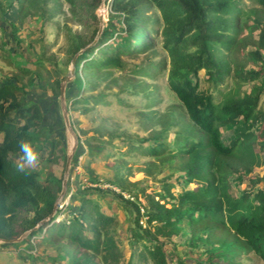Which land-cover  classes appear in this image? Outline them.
Wrapping results in <instances>:
<instances>
[{"label": "trees", "instance_id": "1", "mask_svg": "<svg viewBox=\"0 0 264 264\" xmlns=\"http://www.w3.org/2000/svg\"><path fill=\"white\" fill-rule=\"evenodd\" d=\"M65 1L79 15L78 22L86 18L93 26L87 42L66 34L74 56L97 34L95 11L101 0ZM253 1L256 7L247 10L242 0H105L110 8L106 24L75 62L74 87L79 89L83 72L87 94L76 95L72 106L84 105L82 112L87 113L107 103L103 87L118 80L111 79L112 68L125 73L130 83L121 92L135 96L141 88L153 102L159 86L144 77H164L177 101L164 112L142 110L135 136L123 131L91 138L96 145L87 150L88 156H115L114 173L104 181L119 189L108 191L126 213V232L120 231L117 213L102 208L107 189L94 184L90 191L78 189L68 204L63 199L62 208L22 240L1 243L0 252L32 247L33 239L44 247L68 245L66 264H264V185H258L264 178L251 175L254 165L239 168L233 160L253 137L254 126L264 123V0ZM158 45L168 58L156 57ZM231 82L234 90L225 96ZM56 87L59 93L60 81ZM117 101L124 99L117 95ZM43 122V107L30 101L23 88L0 84V238H18L35 227L53 211L61 191L62 173L53 177L52 170L47 172L54 164L65 167L66 156L54 154V146L37 164L20 167L19 141L34 146ZM227 130L234 131L228 142L223 134ZM141 158L137 169L144 180L136 183L130 176ZM174 169L177 176L171 173ZM239 169L249 174L248 187L233 195L229 174ZM183 227L190 230L191 241H207L217 250L238 242L244 252L240 256L235 250L209 249L206 260L184 259L174 241ZM18 258L30 264L61 262L32 251Z\"/></svg>", "mask_w": 264, "mask_h": 264}, {"label": "rangeland", "instance_id": "2", "mask_svg": "<svg viewBox=\"0 0 264 264\" xmlns=\"http://www.w3.org/2000/svg\"><path fill=\"white\" fill-rule=\"evenodd\" d=\"M242 3L247 10H252L256 7V3L253 0H242ZM0 4V84L7 82L17 84L24 89L30 101L37 102L43 107L44 122L37 130L36 138L33 140L34 147L40 152V160L48 156L53 146L55 149L54 154L62 157L66 156L67 138L56 86L68 74L73 58L70 54V45L67 42L66 34L75 33L76 36L82 39L81 41H89L93 32L91 21L85 18L84 23L78 22L79 15L71 12L65 0H47L46 4H43L41 0H25L20 5L18 0H0ZM109 9V5L105 4L103 11L105 23ZM95 12L97 15L100 14L99 6ZM148 13L159 16V12L156 10H149ZM157 51V58L167 57L161 46L158 45ZM223 53L227 54L229 52L223 50ZM239 54L240 59H243L241 52ZM233 56L234 53H232ZM249 68L250 65L246 64L245 69ZM111 70V79L118 78V80H113L106 88L103 87L105 81L100 82V88L103 87L108 93L106 97L108 102L99 103L97 107L87 113L82 112L84 105L74 104L72 106V101L76 98V95H78L77 97H82V95L87 94L84 88L85 84H87V82L85 83V74L83 72L80 73L81 79L78 83L80 90L74 87L76 79L68 86L69 96L67 97V102L70 107L71 122L81 138V145L79 144V149L72 160L64 200L68 204L74 195L78 194V189L90 191L94 189L92 187L94 184L102 186V189H107L103 192L105 198L101 200L102 208L107 213H117V220L122 228L119 230L124 235L127 224L126 213L114 202V196L108 191L111 189L110 187L116 189L115 191L119 189L115 188L116 186H113V184L104 181V179L112 177L114 173L115 156H88L87 150L90 146L96 145L91 138L94 135H107L108 133L123 131H128L135 136L141 123L142 116L139 113L142 110L155 109L164 112L169 105L172 106L177 101L167 91L164 77L156 80L144 77V80L159 86L158 92H156V95H158L157 100L154 99L153 102H150L152 101L151 97H144L141 94V88L137 89L138 94H135V96L130 92H121L120 90L129 87L130 83L124 75L125 73H122L119 69L114 70L112 68ZM87 79L92 78L87 76ZM263 79L264 76L262 77ZM262 80L257 81L256 84L262 83ZM234 86L233 82H231L229 88L225 91V96L234 90ZM96 91L98 90L96 89ZM116 92L118 93L116 94ZM117 95L122 97L124 102H118ZM261 103L264 104V96L261 99ZM253 131V137L237 149V155L233 160L239 168L244 165H254L251 175L258 174L264 178V147L262 146L264 123L261 125L257 123ZM223 134L228 142L234 131L227 130ZM106 149L109 150L110 147L106 146ZM143 160L142 158L137 160L135 173L130 176L131 181L137 183L144 180L143 172L137 169L142 165ZM131 163L133 162L131 161ZM50 170H52L53 177H59L60 173L63 176L64 168L60 164H54L51 167L47 166V172ZM171 173L177 176L179 171L174 169ZM96 176L100 177V182H91L89 178ZM248 179L249 174L241 169L230 172L229 181L232 185V194L240 195L248 187ZM258 183L259 186L264 185V179ZM61 205L59 208H62ZM65 211L63 207L60 218L64 217ZM25 232H22L20 236L24 235ZM190 237L188 227H183L174 239L177 243L176 249L178 253L189 261L196 259L206 260L210 254L209 249L216 253L225 250H235L237 255L240 256L244 252V247L238 242L217 250L212 243L204 240L191 241ZM1 243L3 242L0 241V245ZM31 246L20 247L19 250L13 251L3 250L0 252V264H30V262L22 261L18 257L20 254H27L31 251L40 255L55 257L61 261L59 262L60 264H66L71 256L69 253L70 247L64 244L60 247L58 245H46L44 247L37 245V242L32 239ZM215 260H217V257ZM259 262L258 260L256 261V263ZM36 264L43 263L37 262ZM47 264L52 263L48 261Z\"/></svg>", "mask_w": 264, "mask_h": 264}, {"label": "water", "instance_id": "3", "mask_svg": "<svg viewBox=\"0 0 264 264\" xmlns=\"http://www.w3.org/2000/svg\"><path fill=\"white\" fill-rule=\"evenodd\" d=\"M105 6V0H101V3L99 5L100 9V14L98 16V21H99V29L97 31L96 36L94 37V40L86 45L85 47H82L79 51L75 53L71 60V65L70 69L67 75L63 77V79L60 81V91H59V106L62 114V121L64 123L65 127V133H66V138H67V150H66V161H65V167H64V172H63V178H62V187L61 191L55 201V205L53 208V211L43 220H41L35 227L27 230L24 235H21L18 238H13V239H5V238H0V241L2 242H17L22 240L27 234H29L31 231L36 230L41 224L45 223L51 217L54 215L56 212L57 207H59L63 203V199L67 190V183L69 180V175H70V170H71V165H72V160L75 155V153L79 149V135L76 132L72 122H71V117H70V112H69V104L67 102V97L69 96V91H68V86L70 83H73L75 80V62L77 56L87 47L91 46L93 43H95L101 34L104 26H105V20H104V15L101 13L104 9Z\"/></svg>", "mask_w": 264, "mask_h": 264}, {"label": "clouds", "instance_id": "4", "mask_svg": "<svg viewBox=\"0 0 264 264\" xmlns=\"http://www.w3.org/2000/svg\"><path fill=\"white\" fill-rule=\"evenodd\" d=\"M19 151L22 153L20 157L22 160V165H20L21 169L24 166H32L39 162L40 160V152L36 150L31 141L29 140H21L18 143Z\"/></svg>", "mask_w": 264, "mask_h": 264}, {"label": "built area", "instance_id": "5", "mask_svg": "<svg viewBox=\"0 0 264 264\" xmlns=\"http://www.w3.org/2000/svg\"><path fill=\"white\" fill-rule=\"evenodd\" d=\"M64 201V200H63ZM66 202V201H65ZM62 206V205H61Z\"/></svg>", "mask_w": 264, "mask_h": 264}]
</instances>
